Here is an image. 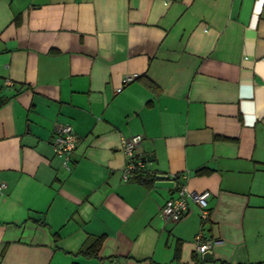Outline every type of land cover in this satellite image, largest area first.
Listing matches in <instances>:
<instances>
[{"label":"crops","instance_id":"1","mask_svg":"<svg viewBox=\"0 0 264 264\" xmlns=\"http://www.w3.org/2000/svg\"><path fill=\"white\" fill-rule=\"evenodd\" d=\"M134 134L174 186L122 177ZM0 182V264H264V0H0Z\"/></svg>","mask_w":264,"mask_h":264},{"label":"built area","instance_id":"2","mask_svg":"<svg viewBox=\"0 0 264 264\" xmlns=\"http://www.w3.org/2000/svg\"><path fill=\"white\" fill-rule=\"evenodd\" d=\"M135 75V74H134ZM133 75L126 74L123 78V83L131 80ZM121 87H117L119 91ZM142 139L141 134H134L130 137H122L120 146L124 152L127 161L122 172V177L128 179L132 173L142 171L144 169V162L136 158L135 148ZM77 136L70 124H57L54 127L51 138V145L54 153L62 159V165L69 168L70 156L76 147ZM6 184L0 182V194L5 189ZM210 191L203 189L201 191H188L183 185L178 188V193L165 200L162 204L159 215L163 219L171 221H178L188 211L187 199H191L199 208V215L201 219H207L210 214L208 208V197ZM221 239H206L201 240V234L198 232L195 235V250L198 254H202L209 250L212 245L220 243ZM100 264H117L114 259H107Z\"/></svg>","mask_w":264,"mask_h":264},{"label":"water","instance_id":"3","mask_svg":"<svg viewBox=\"0 0 264 264\" xmlns=\"http://www.w3.org/2000/svg\"><path fill=\"white\" fill-rule=\"evenodd\" d=\"M153 157L151 156H146V157H142V160H149L151 161ZM155 181L154 184L156 186H162V187H172L174 186V181L168 179V175L167 174H162V173H157L154 175ZM211 257V251L207 250L204 253H202V258L204 259H208Z\"/></svg>","mask_w":264,"mask_h":264},{"label":"trees","instance_id":"4","mask_svg":"<svg viewBox=\"0 0 264 264\" xmlns=\"http://www.w3.org/2000/svg\"><path fill=\"white\" fill-rule=\"evenodd\" d=\"M142 171H144V170H142ZM142 171L136 172V173H140V174L135 175L136 173L134 172V173H132V175H135L134 177L138 181H141L143 179H146L148 176H151L150 177V181H152L154 179V175H150V174L144 175V174L141 173ZM102 240H103V237L102 236L98 237L96 239V243L94 245L88 247L86 250H82V252H85L87 254H95L96 251H97V249H98V246H100ZM221 264H230V263H226V262L222 261Z\"/></svg>","mask_w":264,"mask_h":264}]
</instances>
